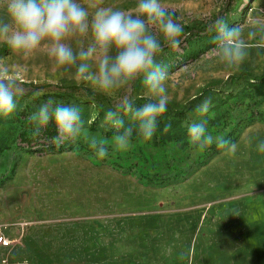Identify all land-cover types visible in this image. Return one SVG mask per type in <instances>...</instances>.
<instances>
[{"label": "rangeland", "instance_id": "obj_1", "mask_svg": "<svg viewBox=\"0 0 264 264\" xmlns=\"http://www.w3.org/2000/svg\"><path fill=\"white\" fill-rule=\"evenodd\" d=\"M162 2L184 28L195 26L194 32L185 30L179 50L165 48L158 57L169 71L168 106L180 109L198 98L188 119L167 111L159 120L165 149L178 168L190 169L172 178L155 134L146 141L134 133L130 149L116 151L96 124L105 109L89 104L80 90L38 88L67 80L90 89L74 70H54L43 50L24 58L0 44V60L17 82L38 88L19 84L16 111L0 116V228L15 241L0 248V264H264V153L257 150L264 141V81L243 76L230 80L238 92L228 90L226 98L218 92L242 72L264 74V49H250L239 67L225 69L210 52L213 34L207 31L218 15L244 24L250 10L255 15L264 9V0ZM105 3L128 9L135 0ZM141 93L137 82L134 95L139 99ZM208 97L212 107L200 116L195 108ZM49 98L81 110L85 125L70 140L74 151L54 153L21 142L22 132L31 133L26 118ZM192 120H206L211 134L237 144L236 153L215 144L192 148L186 128ZM84 136L105 139L108 156L98 159ZM153 165L160 178L149 183L143 173Z\"/></svg>", "mask_w": 264, "mask_h": 264}, {"label": "clouds", "instance_id": "obj_2", "mask_svg": "<svg viewBox=\"0 0 264 264\" xmlns=\"http://www.w3.org/2000/svg\"><path fill=\"white\" fill-rule=\"evenodd\" d=\"M207 31L213 34L210 52L216 61L225 69L237 68L250 49H264V9L255 15L250 10L244 24H230L218 15ZM185 38L184 26L162 0H135L128 9L107 5L105 0H0V44L24 58L45 51L54 70H74L75 79L89 86L93 93L90 100L96 95L117 98L100 125L115 130L111 139L116 151H128L134 133L146 141L153 138L169 104V71L158 57L165 48L179 50ZM137 82L142 88V103L134 95ZM22 94L9 66L0 60V116L13 114ZM211 107L208 97L195 112L205 116ZM26 119L34 125L33 138L54 124L52 142L57 147L65 141L75 142L85 125L79 107L52 98ZM186 128L188 142L197 151L213 144L227 154L237 151L235 142L211 134L206 120H192ZM170 129L168 123L163 132ZM84 139L98 159L108 156L105 139ZM257 150L264 153V141L257 144Z\"/></svg>", "mask_w": 264, "mask_h": 264}, {"label": "trees", "instance_id": "obj_3", "mask_svg": "<svg viewBox=\"0 0 264 264\" xmlns=\"http://www.w3.org/2000/svg\"><path fill=\"white\" fill-rule=\"evenodd\" d=\"M187 32H194L195 31V26L193 23H191L190 25H188L187 27L184 28ZM7 46L4 45L3 47V51L7 50ZM243 76H246V78L248 80H254L255 82H259V81H264V74L260 75V76H255V75H251L247 72H242L240 75H238L237 77H230L229 80H227L223 87L218 91L219 94L223 97L226 98V91L230 90L232 93L233 92H238L240 87L238 89H235L234 87H232L230 85V80H237V79H242ZM19 84L25 86V87H31L34 89H43V88H49V87H56L57 89H61V90H67V91H71V92H76L78 90H80L83 93V96L85 97V99L87 100V102L91 105H94L98 108H100V110L102 111L103 109H105L106 111L109 108L114 107L115 102L113 100V98H108L105 97L103 95H96L94 100H90L89 97L93 95L92 90L86 88V87H81V86H76L72 81H67V80H62L60 81L57 85H45L42 87H36L33 83H24V82H18ZM230 85L229 87H226L227 85ZM198 98L190 101L189 103H187L186 105H184L182 108L180 109H174L170 106H168V111L170 113H173L175 115H181V116H185L186 119L189 118L188 112L189 109L195 105L197 103ZM138 103H142L143 101H141L140 99H137ZM239 109L238 107L234 108V112L236 113V115L239 113ZM97 121V122H96ZM96 124L98 123L99 127L103 121V119H99L96 120ZM31 130L34 127V125H31L29 123ZM160 125V124H159ZM159 125H158V129L155 133V138H156V142H157V147L159 149V152L163 155V157L166 159L167 161V168L169 171V174H167V178H172L178 175L179 172H183V173H188L190 171V169L188 167H181L178 168L176 166V161L175 158L173 157L172 153L170 151H168L167 149H165L164 147V141H163V135L161 130L159 129ZM102 129V133L104 136L108 137V138H112L113 135L115 134V130L110 129L109 126H105V127H100ZM91 130H95V127H91ZM56 135V131H55V127L54 124H49L47 126L46 129L43 130L42 135L38 138H33L30 131L29 130H25L24 132H22V134L20 135L21 138V142L23 144H26L29 148H34L36 146L42 145L45 146V148L47 150H52L54 153H62V152H70V151H74V145L72 142L69 141H65L63 144H61L59 147L56 146L55 143L52 142V138ZM144 177L147 179V181L149 183H153V181L155 179L160 178L159 174H158V169L155 165L152 166V168L147 171L144 172Z\"/></svg>", "mask_w": 264, "mask_h": 264}, {"label": "built area", "instance_id": "obj_4", "mask_svg": "<svg viewBox=\"0 0 264 264\" xmlns=\"http://www.w3.org/2000/svg\"><path fill=\"white\" fill-rule=\"evenodd\" d=\"M15 244V241L7 237L0 228V248H11Z\"/></svg>", "mask_w": 264, "mask_h": 264}]
</instances>
